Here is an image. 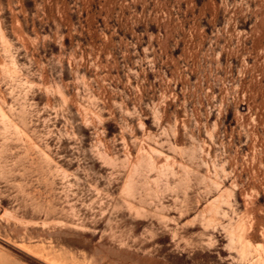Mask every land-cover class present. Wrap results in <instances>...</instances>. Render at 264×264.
I'll use <instances>...</instances> for the list:
<instances>
[{
    "label": "rangeland",
    "instance_id": "rangeland-1",
    "mask_svg": "<svg viewBox=\"0 0 264 264\" xmlns=\"http://www.w3.org/2000/svg\"><path fill=\"white\" fill-rule=\"evenodd\" d=\"M0 264H264V0H0Z\"/></svg>",
    "mask_w": 264,
    "mask_h": 264
}]
</instances>
